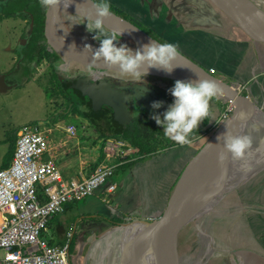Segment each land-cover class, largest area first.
<instances>
[{
  "label": "crops",
  "instance_id": "1",
  "mask_svg": "<svg viewBox=\"0 0 264 264\" xmlns=\"http://www.w3.org/2000/svg\"><path fill=\"white\" fill-rule=\"evenodd\" d=\"M122 1H129L133 10L149 16L150 22L141 23L161 36L166 33L167 42L175 44L180 52L206 69H215L217 77L226 82L229 83L227 80L230 79L243 84L240 92L248 95L257 106L259 129L264 138V44L250 40L208 0ZM135 1L138 2L134 3ZM254 1L264 9V0ZM173 100L169 101L170 105ZM224 108V100L221 97L214 98L210 101L207 124L201 127L200 133L190 137V143L137 162L118 176V192L108 194L114 198L117 206H103L98 200L99 190L82 200V203L68 202L61 213L49 219L44 230L49 231L46 240L54 245L61 244L71 228L72 237L76 233L81 236L83 233L79 234L80 229L90 226L85 224L88 220L98 224L96 219H90L98 215L107 219L124 216L125 221H129L147 219L159 214L165 207L180 172L217 127ZM262 153L264 155V150ZM136 158L137 154L129 160ZM263 169L264 166L255 174L264 175ZM80 170L78 173L84 175ZM89 172H85V175ZM61 174L64 179L73 178L70 175L64 176L62 172ZM247 174L249 175L238 182L234 189L194 218L197 232L203 238L202 242L207 243L210 252L208 256L213 259L212 264H264V240L260 237V234L264 236V176L252 175L255 178L252 179L251 173L247 171ZM250 179L252 180L249 181ZM85 232L87 239H91L85 253L89 259V247L96 238L93 239L88 230ZM181 235L182 232L180 240L177 241V264H186L188 245L186 235H182V241ZM107 250L106 248L101 253V263L105 262V257L109 254L113 262L114 259L117 260L114 262L116 264L119 256H114L112 250Z\"/></svg>",
  "mask_w": 264,
  "mask_h": 264
},
{
  "label": "water",
  "instance_id": "2",
  "mask_svg": "<svg viewBox=\"0 0 264 264\" xmlns=\"http://www.w3.org/2000/svg\"><path fill=\"white\" fill-rule=\"evenodd\" d=\"M208 1L231 20L250 40L264 44V9L257 5L254 0ZM92 2L93 0H69V2L63 0L64 5H70L65 8L61 4V6L46 10L45 35L50 44L62 56L73 58L98 71L121 73L118 68L105 66L102 57L93 64V54L99 46L89 41L81 40L63 26L61 14H73L81 18L86 17L92 9ZM104 23L107 31L112 32L115 30L117 33H122L120 38L131 40L135 44V50H137V47L140 49L142 45L156 40L139 26L113 11L104 19ZM73 42L76 48L70 46ZM86 45L90 46L91 50L85 49ZM179 53L173 61L174 65L177 66L170 74L163 70L152 68L149 70L148 75L173 81L177 79L192 81L214 80L223 90V95L219 97L231 102L233 111L230 116L218 123L201 148L186 163L175 181L162 211L154 217L120 222L117 226L106 230L90 245L88 257L95 259L97 248L107 243H113L117 237L121 240L120 248L124 250L128 239L131 238L129 240L132 245L130 249L134 250L131 256L138 251L133 264H177V241L183 226L200 213L208 210L215 203V199L218 198L216 201H219L227 190L238 184L228 187L217 198L208 202H202V199L197 207L193 205L191 193L195 189L198 177H208L211 172L215 177L222 173L219 169H225L226 171L229 167L228 160H230L231 156L230 158L228 156L223 162L219 160V155L224 149L223 141H218L217 136L224 133L226 129L236 134L248 120L253 119L255 116L258 119V108L252 103L248 95L242 94L231 83L213 75L208 69L182 52L179 51ZM97 77L95 73L94 76L75 80L71 87L77 94L90 98L93 107L108 106L112 110L113 119L118 124L123 125L129 121L134 104L139 106L142 102L146 110L151 111L154 94L152 89L146 88L144 84H137L134 87H125V91H119L107 78H101L96 82ZM14 86L16 84H8L5 80V74L0 73V93H5ZM145 93H148V96H145ZM131 99L134 100L132 104ZM263 166L264 161L255 168L250 176ZM205 184L203 183V185ZM124 238L127 239L125 244L122 242ZM107 258L108 254L105 257L104 264H107ZM95 263L98 264L100 262Z\"/></svg>",
  "mask_w": 264,
  "mask_h": 264
},
{
  "label": "rangeland",
  "instance_id": "3",
  "mask_svg": "<svg viewBox=\"0 0 264 264\" xmlns=\"http://www.w3.org/2000/svg\"><path fill=\"white\" fill-rule=\"evenodd\" d=\"M14 2H18V3H16L17 4L16 6L15 4L12 5L13 11L23 9L24 7L23 0H16ZM137 2L138 1H135L134 3ZM109 3L111 5V9L116 10L121 14L130 15L131 19L138 26L139 24H143L141 23V21L150 22L149 16L142 15V12L138 13L135 10H133V7L132 5H130L129 1L127 2L129 4L123 2L122 0H109ZM18 22L23 24L21 20H17V19L16 20L12 19L8 26H7V22L6 24H0V31L3 29L7 30V39L4 38L3 34L0 33V72H2L3 70L4 67L3 61L5 59L10 61L9 62L10 65L15 64V56H12L13 53L9 55V52L7 50H4V47L7 45V49L8 47H11L13 51L14 49H16V45H15L16 39L26 38V31L23 32L21 31V34L19 33L17 29ZM182 31L183 29H181V32ZM9 32H11V36H12L11 40H9L10 37ZM106 35L107 37L110 36L111 32L107 31ZM166 36L167 34L165 33V35L161 37L162 38L164 37L163 39L166 40L165 39ZM102 39L104 38L100 36V39H98L99 42ZM16 43L18 45V41ZM114 43L117 46L124 45L129 49L135 51V44L129 39L118 38L114 41ZM30 48L31 46L29 45L27 49L29 50ZM137 49L139 48L137 47ZM19 52L20 51L18 50V53ZM76 65H78L77 62H74L71 58L64 57L62 60V64L57 69V73H54V70L50 68V66H48L44 61H41L39 64H37V67L33 69L28 79H26V77L24 76L13 77V74L9 76V80H11L12 82L16 81L18 85L14 86L12 89L8 90L5 93H0V168L2 167L3 162H5V160L7 159V151L9 148V142L7 141V137L15 133V131L18 130V128H20L24 124L34 125L32 124L33 122H38L34 126L42 128L47 134V137L49 139V146L51 148L49 154L54 157L59 170L63 173L64 176L70 175L71 177L76 178V176L79 174L78 172L80 169H81L80 171H83L85 175L86 174L85 172H89L93 168V165L98 162V158L100 155V146H99L100 138L98 136L99 133L89 123V121H87L86 119L82 118L79 115H75L71 113L67 115L65 119H61L56 123L51 122L53 118L60 115L68 107L67 99L66 98L64 99V96L56 92L57 90L55 88L56 82L55 79L52 77V75L54 73L57 79H60L62 77L68 82L69 80H72L79 75L81 76L87 74L85 70L78 72L77 71L78 67ZM91 70L92 71L95 70V72L89 73V75L87 76H94L95 73L99 72L98 70L93 68ZM100 72L107 73L112 78L114 77L120 80H122V78L119 77L118 75H125L126 77L128 76V74L118 73L113 71L110 72L100 71ZM213 75H216V73ZM151 78L160 79L156 77H151ZM126 79H124L123 81H127ZM144 79L146 80L144 81V83H149L148 80H152L149 78H144ZM161 80H165V79H161ZM69 124L74 125L76 128V133L74 135H70L65 131V126ZM252 129L256 134H254L252 138V144L248 149L245 158L243 159V164H242L243 167L240 169V173L237 176L236 179L237 182H240L246 175H249L247 174V171L248 173H252L255 170V168L259 166L261 162L264 161V155L262 153V151L264 150V138L261 135L260 129L258 128H252ZM130 157H133V155L131 154ZM112 161L114 162L115 160ZM244 166L247 169L246 171L244 170ZM116 171L117 174H115L112 177V180L117 183L116 179L118 176L122 175V169L117 168ZM255 175L257 174H253V176ZM259 175L260 174H258L257 176ZM261 176L264 175L262 174L259 177ZM252 179H250L249 181H251ZM231 189L234 188H230L229 190ZM229 190H227V192H229ZM117 192L118 191L115 190V193ZM217 199H215L214 202H216ZM98 200L103 206H106L108 208L109 205H113L114 207L117 206V203L115 202L114 198H112L107 194L100 193ZM73 202L82 203L83 201L80 200ZM98 216L104 217L102 215H98ZM124 218H125L124 216H121L120 218H116V217L110 218V220L114 219L113 221L116 222H112L110 220L107 222L102 221L103 223H105L106 227L105 226L101 227L100 225L98 227V225L95 224L93 221L88 220L87 221L88 223L85 224L90 226L82 227L80 229L79 234L85 232V230H88V232L91 233L93 239L97 238L106 230H110L111 228L117 226L118 223L125 222ZM117 219L119 221H117ZM195 221H196L195 219L190 220L181 229L182 235H186L185 239L188 242L187 251L189 257H193L194 255L196 256L197 254L196 249L200 244H202L200 240L201 236L198 234L197 229L195 227ZM85 224L83 223L82 225ZM71 230L72 228L68 231L71 232ZM181 232L179 233L178 239L180 238ZM84 234L87 235L86 232L83 233L82 235ZM74 235H77V233ZM182 235H181V241H182ZM41 236L46 240V238H48L49 236V231H44V232L42 231ZM67 239L70 242L73 241L74 237L68 235V232H66L65 240ZM90 240L91 239H87L86 242L83 244V248L81 249V256H83L82 254H84ZM118 241L119 239L117 237L116 240H114V242H117L118 244ZM179 242H178V246H179ZM113 243H110V245ZM203 251L206 252V249L203 248ZM206 258L209 259V257H205L200 263L197 264H202V262H204ZM90 259L92 260L93 264L95 262H100L98 264H104L101 263V261L97 258L94 259L93 257L92 258L90 257ZM107 259H108L107 264H114V262L117 261L116 259H114L113 262V260L109 257V254Z\"/></svg>",
  "mask_w": 264,
  "mask_h": 264
},
{
  "label": "built area",
  "instance_id": "4",
  "mask_svg": "<svg viewBox=\"0 0 264 264\" xmlns=\"http://www.w3.org/2000/svg\"><path fill=\"white\" fill-rule=\"evenodd\" d=\"M208 70L215 72L213 68ZM232 82L233 87L243 89V84ZM224 103L219 122L233 111L231 102ZM65 131L74 135L76 128L69 124ZM16 136L12 159L0 168V264H70L68 239L50 244L41 236L42 231L68 202L83 200L97 190L107 195L115 192V169L137 149L121 139H106L102 160L87 175L79 173L77 178L64 179L49 154V139L42 128L24 124ZM38 185L44 200L37 193ZM68 235L72 233L68 231Z\"/></svg>",
  "mask_w": 264,
  "mask_h": 264
},
{
  "label": "clouds",
  "instance_id": "5",
  "mask_svg": "<svg viewBox=\"0 0 264 264\" xmlns=\"http://www.w3.org/2000/svg\"><path fill=\"white\" fill-rule=\"evenodd\" d=\"M40 3L43 8L50 10L61 6L63 0H40ZM69 5L63 4L65 8ZM110 14L109 0H93L92 9L88 15L74 24L84 23L89 32L99 30L93 38L100 39L106 28L104 19ZM121 35L122 33L113 30L110 36L101 40L100 47L93 54V64L102 57L105 66L118 68L121 73L129 74V78L134 81H139L148 75L152 68L170 74L177 66L173 61L180 53L175 44L152 40L133 51L124 45L117 46L114 43ZM70 46L76 48L74 42ZM85 49L91 50L88 45ZM170 93L174 98L171 107L163 113L162 119L156 114H153L152 118L158 126L163 127L165 137L183 146L190 143L194 130H198L199 125L209 118L210 101L223 95V90L214 80L177 79ZM161 105L162 102H153L152 107L159 108ZM217 140L223 141L224 151L219 155L221 162L227 159L229 154L233 159L243 160L252 144L249 136L236 135L228 129L218 135ZM244 170H247L246 167Z\"/></svg>",
  "mask_w": 264,
  "mask_h": 264
},
{
  "label": "flooded vegetation",
  "instance_id": "6",
  "mask_svg": "<svg viewBox=\"0 0 264 264\" xmlns=\"http://www.w3.org/2000/svg\"><path fill=\"white\" fill-rule=\"evenodd\" d=\"M14 1H16V0H0V24H6V22H7V26H8L12 19L21 20L23 24L18 22L17 29H18L20 34H21V31L22 32L26 31V38H19V39L17 38L18 40L16 39V42L18 41V45L15 42L16 49H14L13 51H12L11 47H8V49H7V45L4 47V50H7L9 52V55L13 53L12 56H15V64L10 65L9 64L10 61L5 59L3 61V66H4L3 70L0 73L5 74V80L8 84H12V85L16 84V86H17L18 84L16 81L12 82L11 80H9V76L11 74H13V77H17V76L26 77L24 75V73H29V75H30L31 72L33 71V69L36 68L37 64H39L41 61H44L48 66H50V68H52L54 70V73H57V69L62 64V60L65 56H62L60 54V52L50 44V42L48 41V39L45 35L46 9L42 7L40 0H23L24 1L23 9L13 11L12 5L15 4V6H16L17 5L16 3H18V2H14ZM39 16H40V18H39ZM41 17H42V19H41ZM61 18H62L63 26L69 32L73 33L75 36L79 37L81 40L83 39V40L89 41V42L100 47L101 40L99 42L98 39L93 38L95 35H97L99 30L89 32L86 30V25L84 23L74 24V23L78 22L81 19V17L73 15V14L72 15L71 14H69V15L61 14ZM39 19H40V21L42 20V24L41 23L39 24ZM27 23H28V26H27ZM106 32H107V29L105 28V31L101 35L102 38H107ZM0 33L3 34V37L7 39V30L3 29L0 31ZM9 34H10L9 40H11L12 39L11 32H9ZM164 41L167 42V40H164ZM29 45L31 46V48L28 50L27 47ZM18 50L20 51L19 53H18ZM46 51L49 53H54L55 55L58 56V58L53 59V60H52V58H48L46 56ZM30 54H32V56H33V59H31V60H30ZM40 55H42V58L38 61L37 58H39ZM71 59L74 62H77L78 65H76V66L78 67L77 68L78 72L85 70V72L87 74L81 75V76L79 75V76L75 77L74 79L69 80L68 82L64 78L59 77L60 79H58V80L61 83L60 84L61 88L68 91V92H66V95H68L69 99H67L68 107L66 108L65 111H63L58 116H62V115L67 116L71 113L75 114V115H79V114L72 112V109H73L72 105L73 104H78L79 109H81V110L87 109L88 104H91L90 98L83 96V95H80V94H77L75 92V90L71 87V84L75 80L88 77L87 75H89V73L95 72V70L92 71L91 70L92 67H90L89 65L81 63L80 61H77L73 58H71ZM96 76H98L96 78V82L99 81L101 78H107L111 83H113L114 87L116 89H118L119 91H125L126 90L125 87H127V86L134 87L137 84H142V85L144 84V86L146 88L152 89L154 92L152 102H162L161 107L153 108L151 106V111L149 112L148 110H146L144 104L141 102L139 106L134 104L133 109L131 110V115L134 116L136 114H138V115L139 114H145L149 118H151L155 124H156V122L152 118L153 114L161 116V119H162L163 113L171 107V105L169 104V101L171 99H174L170 93V89L173 87L175 81L170 80V79L160 78V77H156V78H160V79H155V78L153 79L151 77H155V76L146 75V76L142 77L141 80L134 81V80H131L129 78V74H128L127 77L125 75H118L119 77L122 78V80H120L118 78H114V77L112 78L107 73L100 72V71L96 73ZM144 78H149L152 80H148L149 83H144V81H146ZM124 79H126L127 81H123ZM161 79H165V80H161ZM227 81H229V83L232 82V80H230V79H228ZM59 94L64 96L61 93H59ZM145 96H148V93H146ZM65 98L66 97L64 96V99ZM133 102H134V100L131 99V104ZM103 106H105V105H102L100 108H102ZM106 107H108V106H106ZM79 116H81V115H79ZM216 202H218V201H216ZM109 220L110 219L104 218L103 220H96V223H98L97 224L98 227H99V225L101 227L102 226L106 227L105 223H103L102 221L107 222ZM113 220H110V221L116 222ZM82 233H85V232H82ZM87 236L88 235H85V234L82 236H79L77 234L74 236L73 241L69 242L70 264H93L92 260L90 258L88 259L86 257L85 253H86L87 247H86L84 254H82L83 256H81V249L83 248V244L87 240ZM260 237H262V239L264 240V236H262V234H260ZM202 239L203 238L201 236L200 240H201L202 244H200L197 247L196 256L194 255L193 257H189V255H188L187 259L185 261L186 264L200 263L203 260V258H205V257H209V259L206 258L204 260V262H202V264H212L211 260H213V259H211L210 256H208V254L210 252L207 248V243H206V241H204L205 242V244H204L202 242ZM186 244L188 245V242ZM203 248H205L206 252H208V253L203 251ZM94 264H96V263H94Z\"/></svg>",
  "mask_w": 264,
  "mask_h": 264
},
{
  "label": "trees",
  "instance_id": "7",
  "mask_svg": "<svg viewBox=\"0 0 264 264\" xmlns=\"http://www.w3.org/2000/svg\"><path fill=\"white\" fill-rule=\"evenodd\" d=\"M111 11L115 12L116 14L122 16L123 18L133 22L136 24L132 19L130 15L121 14L117 12L116 10L111 9ZM40 18V16H39ZM42 19V17H41ZM42 24V20L39 19V24ZM137 25V24H136ZM138 26V25H137ZM139 27L145 31L147 34H149L151 37L155 38L161 43H167L162 39L156 32H154L151 28L144 24H139ZM120 38V37H119ZM32 51V50H31ZM31 53V52H30ZM46 56L48 58L56 59L58 58L57 55L54 53H49L46 51ZM42 58V55L37 58L39 61ZM33 59L32 54H30V60ZM26 76V79L29 78V73H24ZM52 77L55 79V88L57 89V93L63 94L66 99H69L68 95H66L67 90H64L61 88V83L56 78V75L53 73ZM72 112L81 115L82 118L89 121V123L96 129V131L99 133L100 138V155L98 158L99 163L101 159L103 158V152L102 148L104 146V143L106 139H121L125 141L128 145H130L133 148L137 149V155L138 158L135 160H129L124 162L123 164L117 166V168L122 169V173L128 169H131L135 163L137 162H143L148 159H150L153 156L160 155L164 151L179 146L178 144L174 143L173 141L169 140L167 137H165L163 128L160 126H157L151 118H149L145 114H136L130 118V120L125 124L121 125L118 124L112 117V111L109 107L103 106L102 108H95L93 105L88 104L87 109L81 110L79 109L78 104L72 105ZM66 115L62 116H56L51 120V122L56 123L61 119H65ZM209 119V118H208ZM208 119L203 121L200 125L198 130H194V132L191 134L195 135L197 133L201 132V127L207 124ZM38 122H33L32 124H37ZM16 133H13L12 135L7 137V141L9 142V148L7 151V159L5 162H3L2 167L4 168L9 165L12 156L14 154L15 150V143H16ZM95 163L93 167L97 165ZM116 168V169H117ZM115 169L114 175L117 174V171ZM37 193L40 196L41 199H45L42 194V188L40 185L37 186ZM90 218V217H89ZM90 219H96V220H103V217H92ZM86 220V219H85ZM117 221H119L117 219Z\"/></svg>",
  "mask_w": 264,
  "mask_h": 264
},
{
  "label": "bare ground",
  "instance_id": "8",
  "mask_svg": "<svg viewBox=\"0 0 264 264\" xmlns=\"http://www.w3.org/2000/svg\"><path fill=\"white\" fill-rule=\"evenodd\" d=\"M64 1L69 2V0H64ZM259 127H260L259 118L257 119V117L255 116L253 119L248 120L246 124L241 129L238 130L236 135H247L252 140L254 134H256L252 128L259 129ZM229 158H230V154H229ZM228 161H229V167L228 169H226V171L225 169L224 170L219 169V171L222 172L221 174L214 177V174L212 175V172H211L208 175V177L207 176L198 177L195 189H193L191 193V198L193 199V205L195 207H197L200 204L202 199H203L202 202H208L218 197L223 192H225V190L228 187H231L234 184L238 183L236 179L240 173V169L242 168L243 160L233 159L231 157L230 160ZM203 183H206V184L203 185ZM130 239H128V242L126 238L122 240L123 244L127 242L124 247V250L120 248L121 240L118 241V244L117 242H114L111 245L108 243L102 245L100 248H97L96 250L97 253L95 255V258L100 260L102 251L107 248L108 249L107 252H109V250H112V253L114 256H119L118 262L116 264H133L134 259L136 258L138 254V251H136L133 254V256H131V253L134 250L130 249L132 246L131 242L129 241ZM132 242H133V239H132ZM131 257L133 258L131 259Z\"/></svg>",
  "mask_w": 264,
  "mask_h": 264
}]
</instances>
